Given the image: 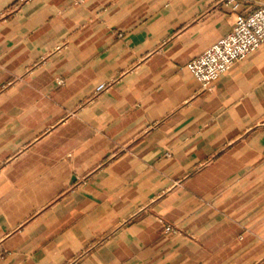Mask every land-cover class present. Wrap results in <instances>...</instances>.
I'll list each match as a JSON object with an SVG mask.
<instances>
[{
  "label": "crops",
  "instance_id": "crops-1",
  "mask_svg": "<svg viewBox=\"0 0 264 264\" xmlns=\"http://www.w3.org/2000/svg\"><path fill=\"white\" fill-rule=\"evenodd\" d=\"M238 12L0 0V264H264V43L187 68Z\"/></svg>",
  "mask_w": 264,
  "mask_h": 264
},
{
  "label": "built area",
  "instance_id": "built-area-1",
  "mask_svg": "<svg viewBox=\"0 0 264 264\" xmlns=\"http://www.w3.org/2000/svg\"><path fill=\"white\" fill-rule=\"evenodd\" d=\"M227 1L239 11L232 30L187 64L204 89H211L237 61L264 43V0H249L254 7L248 12L240 10L239 0Z\"/></svg>",
  "mask_w": 264,
  "mask_h": 264
}]
</instances>
